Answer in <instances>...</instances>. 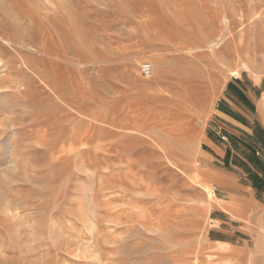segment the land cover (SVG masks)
Instances as JSON below:
<instances>
[{
  "label": "rangeland",
  "instance_id": "1",
  "mask_svg": "<svg viewBox=\"0 0 264 264\" xmlns=\"http://www.w3.org/2000/svg\"><path fill=\"white\" fill-rule=\"evenodd\" d=\"M238 75L264 0H0V264H264V175L205 141Z\"/></svg>",
  "mask_w": 264,
  "mask_h": 264
},
{
  "label": "crops",
  "instance_id": "2",
  "mask_svg": "<svg viewBox=\"0 0 264 264\" xmlns=\"http://www.w3.org/2000/svg\"><path fill=\"white\" fill-rule=\"evenodd\" d=\"M264 88L261 84L241 75L228 80L215 106L212 122L217 124V132L208 126L205 141L214 150H220L217 142L228 139L242 144L237 156V164L249 166L252 175H264V111L262 99ZM221 135L225 139L221 140ZM218 142V143H219ZM239 171L244 168L237 167ZM246 170V169H245ZM258 188V187H255Z\"/></svg>",
  "mask_w": 264,
  "mask_h": 264
},
{
  "label": "bare ground",
  "instance_id": "3",
  "mask_svg": "<svg viewBox=\"0 0 264 264\" xmlns=\"http://www.w3.org/2000/svg\"><path fill=\"white\" fill-rule=\"evenodd\" d=\"M223 33V32H222ZM186 35V34H185ZM179 36H181V35H179ZM182 36H184V35H182ZM187 39H189V38H187ZM219 40V39H218ZM221 40V39H220ZM216 44H218V43H215L214 45H212V46H215ZM47 48H48V46H47ZM49 49V48H48ZM52 49H55V48H52ZM50 50V49H49ZM49 50H45L44 51V54L47 56V57H52V56H54L53 55V53L52 52H50ZM53 51H55V50H53ZM41 52V51H40ZM55 53V52H54ZM56 55V54H55ZM44 57V56H43ZM48 61V60H47ZM46 61V62H47ZM56 64V63H55ZM59 65V64H58ZM180 83V82H179ZM155 100V99H154ZM116 112V111H115ZM114 113V112H113ZM118 117V116H117ZM149 117V116H148ZM98 119H99V117H98ZM124 119L122 118V119H119V118H117V119H112L111 121H108V124L111 126V127H114V126H119V127H123V126H125L126 127V124H124V123H122V121H123ZM101 121H102V119H101ZM138 123V122H137ZM136 123V124H137ZM104 125V124H103ZM134 126V125H133ZM103 127V126H102ZM96 128V127H95ZM98 128V127H97ZM136 128V127H135ZM138 128H139V125H138ZM257 250L258 251H262V249H264V237L262 236V235H260V236H258V239H257ZM244 258V257H243ZM246 259V258H245Z\"/></svg>",
  "mask_w": 264,
  "mask_h": 264
},
{
  "label": "built area",
  "instance_id": "4",
  "mask_svg": "<svg viewBox=\"0 0 264 264\" xmlns=\"http://www.w3.org/2000/svg\"><path fill=\"white\" fill-rule=\"evenodd\" d=\"M140 73L144 77H150L152 75V66L150 63H143L140 67ZM221 139H225L224 135H221Z\"/></svg>",
  "mask_w": 264,
  "mask_h": 264
}]
</instances>
